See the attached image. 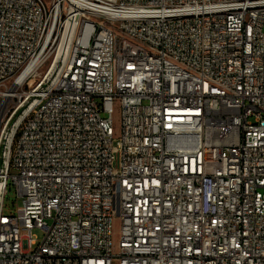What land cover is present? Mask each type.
<instances>
[{
    "label": "built area",
    "instance_id": "obj_1",
    "mask_svg": "<svg viewBox=\"0 0 264 264\" xmlns=\"http://www.w3.org/2000/svg\"><path fill=\"white\" fill-rule=\"evenodd\" d=\"M0 264H264V0H0Z\"/></svg>",
    "mask_w": 264,
    "mask_h": 264
},
{
    "label": "rangeland",
    "instance_id": "obj_2",
    "mask_svg": "<svg viewBox=\"0 0 264 264\" xmlns=\"http://www.w3.org/2000/svg\"><path fill=\"white\" fill-rule=\"evenodd\" d=\"M120 122H121V111L118 105L115 106L114 113V131L115 136L119 137L120 135ZM22 205V198L18 195L16 187L12 184L11 180L7 188V193L4 200V212L7 214H13L16 212L17 208ZM121 228V222L119 218L114 219L113 221V242L116 244L119 239V231ZM33 233L36 235L38 241L40 242L43 238V231L40 229H34Z\"/></svg>",
    "mask_w": 264,
    "mask_h": 264
}]
</instances>
